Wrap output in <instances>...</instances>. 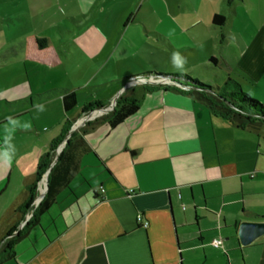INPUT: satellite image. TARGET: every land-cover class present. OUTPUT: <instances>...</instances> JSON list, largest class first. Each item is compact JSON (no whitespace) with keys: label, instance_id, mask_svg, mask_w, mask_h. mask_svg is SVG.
Wrapping results in <instances>:
<instances>
[{"label":"crops","instance_id":"0c3cea01","mask_svg":"<svg viewBox=\"0 0 264 264\" xmlns=\"http://www.w3.org/2000/svg\"><path fill=\"white\" fill-rule=\"evenodd\" d=\"M213 16L211 31L225 23L224 18L214 25ZM201 21L178 27L185 39L171 47L202 48L186 36ZM236 31L245 61L236 58L229 67H236L234 79L241 89L264 103L259 99H264L263 46ZM36 39L30 43L31 56L49 50V42L39 50ZM77 48L86 54L84 46ZM51 55L50 64L58 62ZM211 59L216 64L213 51L204 63ZM120 80L101 87L118 86ZM119 87L107 100H91L104 106L95 110L94 119L110 112L121 96L139 102L138 111L115 128L100 123L85 134L77 172L15 243L27 212L32 215L36 209L19 211L35 182L40 157L65 122L74 127L88 115L82 113L84 106L92 103L65 112L59 96L32 106L6 103L33 94L0 100L11 112L0 119V129L26 120L25 126L0 135V153L11 154L10 167L0 159V254L7 246L13 253L0 264H264V235L242 246L237 234L241 222L264 223V125L240 128L171 89ZM64 89L69 88L53 90ZM138 215L148 222L146 229L136 222ZM214 240L221 245L215 248Z\"/></svg>","mask_w":264,"mask_h":264},{"label":"rangeland","instance_id":"374dc122","mask_svg":"<svg viewBox=\"0 0 264 264\" xmlns=\"http://www.w3.org/2000/svg\"><path fill=\"white\" fill-rule=\"evenodd\" d=\"M214 14L223 15L225 23L211 31ZM196 20L202 23L186 36L202 48H172L171 42L185 39L178 27ZM236 27L264 51V0H0V100L75 88L79 89L76 111L94 103L91 100H107L123 86L101 85L144 73L185 75L208 86L235 80L237 69L229 65L236 58L244 60ZM34 37L47 39L49 50L31 56ZM79 45L85 47V55ZM210 51L216 64L204 63ZM52 53L58 62L50 64ZM173 53L186 60L182 69L173 68ZM259 56L264 58L262 52ZM164 80L160 78V86ZM144 81L128 85L142 89L148 84ZM8 113L0 102V119ZM24 121L0 129V135L25 126Z\"/></svg>","mask_w":264,"mask_h":264},{"label":"trees","instance_id":"16d2710c","mask_svg":"<svg viewBox=\"0 0 264 264\" xmlns=\"http://www.w3.org/2000/svg\"><path fill=\"white\" fill-rule=\"evenodd\" d=\"M223 22V15L216 14L213 16L212 23L214 25L222 24ZM35 43L38 49L42 50L46 48L48 40L45 38L36 39ZM211 62H213V59H211ZM160 78L167 79L164 80L166 84L160 86ZM140 80L148 82V84L144 85L146 91L163 88L186 93L192 96L196 101L205 105L211 115L225 119L240 128L256 129L264 125V104L251 99V96L243 93L239 83L230 78H226L221 84L208 86L185 75L144 73L139 77L123 78L119 83H122L124 86L135 84L136 81ZM55 96L61 98L65 112H71L78 105L76 90L64 89L51 90L41 95H35L13 103H6V106L13 107L23 104L32 106L33 104L46 101ZM139 106L140 103L135 100H128L123 96L119 97L110 112L87 122L82 128L74 131L67 139L62 151L55 158L57 149L68 137L69 131L73 126V123L68 121L65 122L60 136L52 142L50 150L40 157L37 165L35 182L29 186L28 199L19 208V211L26 214V211H28L37 198L38 183L47 175L41 187L43 197L36 205V209L32 212L30 219L24 223L21 230L14 236L13 243L21 240L27 235L30 227L37 223L38 217L54 202L57 194L68 186L71 178L78 170L79 154L85 150V141L83 139L85 134L100 123H106L110 128H115L135 114ZM103 108L104 106L101 104L92 103L84 106L82 113L89 114ZM5 241H7V239H5ZM12 255L13 253L10 252V246H7L0 254V263L11 259Z\"/></svg>","mask_w":264,"mask_h":264},{"label":"water","instance_id":"95a60500","mask_svg":"<svg viewBox=\"0 0 264 264\" xmlns=\"http://www.w3.org/2000/svg\"><path fill=\"white\" fill-rule=\"evenodd\" d=\"M96 116L97 115L95 111H93L89 113L85 118H83L78 125L72 127L68 137L65 139L63 143V146L58 150V153L62 151L63 147L66 144L67 139L74 131H76L78 128L84 125L87 121L93 120ZM42 197H43V191L41 189L40 195L38 197V201H40ZM237 234H238L239 243L242 246L250 245L255 240H257L258 238L264 235V223L241 222L238 225Z\"/></svg>","mask_w":264,"mask_h":264},{"label":"clouds","instance_id":"9594fccd","mask_svg":"<svg viewBox=\"0 0 264 264\" xmlns=\"http://www.w3.org/2000/svg\"><path fill=\"white\" fill-rule=\"evenodd\" d=\"M186 63V60L180 57L179 53H173L172 65L174 69H182L183 65ZM0 159L3 160L4 164L8 167L11 166V154L8 152L0 153Z\"/></svg>","mask_w":264,"mask_h":264},{"label":"built area","instance_id":"2783aa9c","mask_svg":"<svg viewBox=\"0 0 264 264\" xmlns=\"http://www.w3.org/2000/svg\"><path fill=\"white\" fill-rule=\"evenodd\" d=\"M80 122H81V121H80ZM80 122L76 123V125H78ZM87 122H88V121H87ZM87 122H86V123H87ZM86 123H85V124H86ZM85 124H84V125H85ZM76 125H74V126H76ZM84 125H82L81 127H83ZM81 127H80V128H81ZM80 128H78L77 130H79ZM39 190H41L40 187H39ZM38 203H39V201H38V198H37L36 201L33 203V205H32L31 207L36 206ZM31 207H30V208H31ZM30 217H31V214H30L29 212H27V214H26V221L29 220ZM136 222H137L142 228H144V229H146V228L148 227V222H147V221H144V220L142 219V216H140V215H138V216L136 217ZM212 245H213L215 248H217V247H219V246L221 245V241H220V240H214V241L212 242Z\"/></svg>","mask_w":264,"mask_h":264}]
</instances>
